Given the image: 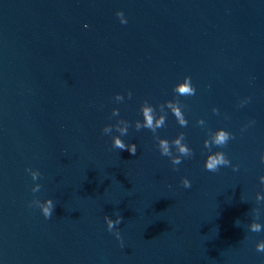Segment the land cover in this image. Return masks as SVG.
<instances>
[{
    "label": "water",
    "instance_id": "95a60500",
    "mask_svg": "<svg viewBox=\"0 0 264 264\" xmlns=\"http://www.w3.org/2000/svg\"><path fill=\"white\" fill-rule=\"evenodd\" d=\"M261 243L264 0H0V264H264Z\"/></svg>",
    "mask_w": 264,
    "mask_h": 264
},
{
    "label": "clouds",
    "instance_id": "9594fccd",
    "mask_svg": "<svg viewBox=\"0 0 264 264\" xmlns=\"http://www.w3.org/2000/svg\"><path fill=\"white\" fill-rule=\"evenodd\" d=\"M124 23H127V21L122 22V24H124ZM183 80H184V83L177 84L175 86V88H174V91L177 94L181 95V96H192V95H195V91L196 90L192 86L191 78L189 76H185ZM128 95L131 98V92H129ZM169 107H172V105L169 104ZM152 113H153V109L152 108H150V107L144 108L143 116L145 118V123H144V125L137 124V128L138 129L140 127H146L148 129H151L152 131H155V129L157 127H164L165 126V119L163 117H161V119L157 120L155 122V124H154V122H153V114ZM172 113L174 114L176 120L180 123V125L182 127H186L187 126V121L182 116L178 106L173 109ZM124 131H125V134H126V130H124ZM181 138H184V134L183 133H181ZM228 139H229V133L224 131L223 129H221V130H219L217 132L213 143L218 145V146H223V145L226 144ZM175 143L179 147V151H180V153L182 155H184V156L189 155V149L187 147H185L184 145H180L179 139H177L175 141ZM204 146L205 147H209V148L211 147L208 144L207 141L204 142ZM115 147L120 148L121 150L125 149L124 143L122 141H120L119 139L115 140ZM161 148L163 150V153H162L163 155H169V145H168L166 140L161 141ZM127 151L131 155H135L136 151H137L136 145L135 144L130 145L127 148ZM173 163L174 164L181 163L179 157L175 158L173 160ZM226 163H227V161L224 158V155L222 153H216L215 155H211V156L207 157L206 162H205V168L207 170H209V171L216 172L218 165H222V164H226ZM182 184H183V186L185 188L191 187L190 181L187 178L183 179ZM52 207H53L52 201L49 200L47 202V206L43 208V215H44L45 218H50L51 217V215H52V211H51ZM121 221H122V216L118 215V221L117 222L121 223ZM112 227H113V224H112L111 221H109V231L111 230ZM252 230L258 232L259 231V227L258 226L254 227ZM115 235H116L118 240L121 239L120 233H116ZM257 251L264 252V243H261V244L257 245Z\"/></svg>",
    "mask_w": 264,
    "mask_h": 264
}]
</instances>
